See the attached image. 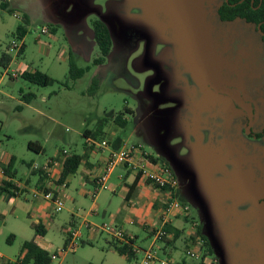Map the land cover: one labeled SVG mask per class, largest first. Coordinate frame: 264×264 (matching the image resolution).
<instances>
[{
  "label": "rangeland",
  "instance_id": "374dc122",
  "mask_svg": "<svg viewBox=\"0 0 264 264\" xmlns=\"http://www.w3.org/2000/svg\"><path fill=\"white\" fill-rule=\"evenodd\" d=\"M223 1L0 0V58L10 57L0 64V165L13 156L20 185L17 196L0 194V264L14 261L27 240L55 255L49 264H146L140 250L131 261L118 254L102 229L134 232L135 249L152 241L137 223L123 221L130 216L125 168L115 167L107 187H98L103 167L87 172L79 165L66 185L53 188L63 202L55 211L43 196L48 179L40 186L28 166L56 159L61 168L62 153L83 154L84 132L96 131L101 120L102 139L120 136L123 147L141 145L168 163L218 264H264V138L253 134L264 126L263 44L254 25L219 20ZM96 21L111 40L99 63ZM19 24L26 27L22 39ZM49 26L55 32L42 31ZM70 61L85 69L80 78L70 79ZM34 70L54 81L42 86L22 78ZM211 84L238 88L252 103L251 120ZM27 93L34 95L29 103L21 98ZM125 107L132 114L119 127L113 117ZM92 141L98 146L101 136ZM95 145L88 149L92 163L109 153ZM38 223L46 229L41 237ZM73 231L79 236L71 249L65 242ZM177 247L175 260L185 255L182 240Z\"/></svg>",
  "mask_w": 264,
  "mask_h": 264
},
{
  "label": "trees",
  "instance_id": "16d2710c",
  "mask_svg": "<svg viewBox=\"0 0 264 264\" xmlns=\"http://www.w3.org/2000/svg\"><path fill=\"white\" fill-rule=\"evenodd\" d=\"M7 5L6 2L1 3V6L5 7ZM217 16L220 21L222 22H230L235 19H240L245 23L252 24L256 27V30H258L260 40L263 44V51H264V0H224L223 3L218 7L217 9ZM94 27V36L95 40L100 48L102 56H100L98 59L95 60V63L102 62L103 56H105L111 45L110 40V32L108 27L100 22L96 21L93 24ZM48 30L50 32H55V27L49 26ZM26 33V27L22 24H19L17 26L16 35L18 38L22 39L23 36ZM19 52L23 51V45L19 47ZM10 61V57L3 53L0 58V64L2 66L8 65ZM85 72L84 68H80L75 65L72 61L69 63V76L71 80H75L77 78H80ZM22 78L38 85L46 86L50 85L54 79H52L49 75H47L45 72H42L40 70H34V71H23L21 73ZM63 84L67 85L66 82ZM34 97L33 93H27L21 96L22 100L26 103H29L31 99ZM126 114H132V110L128 107H125V109L118 114H116L113 117V120L116 124L119 125V127H124L127 123V118L125 117ZM105 121L101 120L99 121L98 128L96 131L92 132L89 130H86L84 132V137L86 138L85 143V152L83 154H77V153H66L63 152L62 159H61V171L59 174V178L54 181V184L56 186H59L60 184H64L66 178L75 173L77 168L79 167L80 163L85 160L88 156V149H91L93 147V143L89 144L87 143V139H96L98 136H101L104 134L103 127H104ZM256 137H263L264 138V126L256 133H253ZM110 145L113 149H119L122 146V139L120 136L115 137L111 142ZM39 152V150L37 151ZM161 162L168 165V163L161 158L160 156L157 157ZM13 159L12 157L9 162L6 165H0V170L3 175V179L0 183V194L1 193H7L12 196H17L19 194L18 187L14 184L13 179L15 178L16 171L13 169ZM28 166H31V163H28ZM39 179L38 182L40 183V186H42V182L46 179L45 173L41 171V169L37 170ZM130 175V172L126 170L124 173V178L126 176ZM138 180V176L136 175L132 182L128 185L129 188V194H132L133 190L136 187V181ZM47 189L44 188V191ZM127 200V197H125ZM180 200L184 201L182 198L179 197ZM186 220V219H185ZM166 229L171 232L172 236L171 238L162 239L161 241H164L162 243V254H167L169 256L172 255V251L177 250V242L182 240L185 244V241L187 239V236H185V233L182 228H178L172 224H168L166 226ZM197 234L200 235L203 245L207 249V252L209 254H213V249L210 245V242L208 239L202 235L200 226L197 228ZM45 226L42 223H38L35 226V233L37 237H41L45 234ZM150 233V232H149ZM151 235V233H150ZM149 235V237H151ZM181 238V239H180ZM69 237L67 238L66 242L68 241ZM65 242V243H66ZM135 244V237L133 239H127L126 241H119L112 238V245L115 249V251L123 255L127 261H131L136 257V251L134 249ZM169 246V249H166V247ZM184 262V258H182ZM51 261V256L47 252V250L40 245L35 240H27L23 242L20 254L14 261H8L3 262L2 264H49Z\"/></svg>",
  "mask_w": 264,
  "mask_h": 264
},
{
  "label": "built area",
  "instance_id": "2783aa9c",
  "mask_svg": "<svg viewBox=\"0 0 264 264\" xmlns=\"http://www.w3.org/2000/svg\"><path fill=\"white\" fill-rule=\"evenodd\" d=\"M14 15L16 17L19 16L16 13ZM42 31L48 32V28H43ZM87 141L95 145L92 139H87ZM110 142L111 141L108 139H103L98 146L95 145L98 148L109 149V153L103 163V172L96 178L98 187H107L106 182L110 173L115 167L122 166L125 167L133 177L137 175L139 181L145 182L161 190L165 194L162 205L156 211L157 220L155 222H144V225L151 233L150 238L152 241L149 247L147 249L136 247L137 249H135V245L133 246L135 251H142L143 262L146 264H151L153 262H157L158 264H218L213 254L207 252L200 235L197 234L199 224L194 217L190 216V207L188 203L180 200L177 195L179 181L171 168L167 164L161 162L157 158L159 156H153L147 153L141 145L134 144L129 147L122 146L119 149H113ZM51 164H53V166H50ZM57 165L56 159H50L42 166L31 164V167L34 171L41 169V171L45 173L48 181H46V186L44 187L47 190L44 191V188H42L43 196L52 201L55 211H60L63 207V202L58 196L56 189L53 190L56 186L54 181L59 178L60 174L56 172H58V170L61 171V168L57 167ZM55 175L57 176L54 177ZM120 177H122V175H120ZM50 182H52V184ZM174 219H180L184 221V223L189 224V228L186 231L184 230L185 236H187L184 244V262L182 258L175 260L167 254H163V257L160 255V253L162 254V243L164 242L161 240L171 238L172 236L171 232L166 229V226L172 224ZM178 228L183 229V226ZM102 229L110 234L113 239L119 241H126L127 239L134 238V236L127 234L122 228L117 226L103 224ZM78 236L79 234L73 231L66 242L69 243L71 249H73L75 245L73 239ZM166 249H169V246H167ZM51 258H55V255H52Z\"/></svg>",
  "mask_w": 264,
  "mask_h": 264
},
{
  "label": "crops",
  "instance_id": "0c3cea01",
  "mask_svg": "<svg viewBox=\"0 0 264 264\" xmlns=\"http://www.w3.org/2000/svg\"><path fill=\"white\" fill-rule=\"evenodd\" d=\"M107 150L109 152V149H107ZM12 157L13 156L9 157V159L7 160V163L9 162V160ZM104 160L105 159L103 157L100 162L92 163L88 160V156H87V158L85 160H83L80 163V165L83 164V166H84L83 168L87 172L88 171L93 172L95 170L102 169ZM54 167H52V168H54ZM123 168H125V167H123ZM126 170L127 169L125 168V172H126ZM0 172H1V170H0ZM90 172H89V174H90ZM1 175H2V173H1ZM128 177H131L130 182H126ZM94 178L95 177H93V180H94ZM133 178L134 177L132 175H128L124 179L125 180L124 182L127 184L126 188L124 189V196L127 197V201L129 204L128 214L130 213V216L124 218L123 221H125L128 224L137 223L139 226H141V228H143L146 231L147 237L150 238L149 237V235H150L149 230L144 225V222H151V221L155 222L157 220V216H156L157 212L156 211L162 205V201L165 198V194L161 190H158L155 187H153L149 184H146L145 182L139 181V180L136 181V187L133 190L132 194H129L128 185L132 182ZM2 179L3 178H1V180ZM85 180H89L88 174L85 176ZM28 181H29V179H28ZM28 181L26 180V183ZM13 182L18 187V189H20L19 183H16L14 179H13ZM65 185H66V180H65ZM177 195H178V197H180V195L178 194V191H177ZM180 198H182V197H180ZM183 200L186 201L185 199H183ZM176 220L181 223L180 219H174L172 222V225L178 226V224L175 223ZM123 223L124 222H120V226H122ZM200 230H202L201 226H200ZM126 233L134 236L135 241H136L137 236L134 232H132V231L127 232L126 231Z\"/></svg>",
  "mask_w": 264,
  "mask_h": 264
},
{
  "label": "water",
  "instance_id": "95a60500",
  "mask_svg": "<svg viewBox=\"0 0 264 264\" xmlns=\"http://www.w3.org/2000/svg\"><path fill=\"white\" fill-rule=\"evenodd\" d=\"M210 87H211V89H213L217 93L227 95L233 101V103H236L242 110L245 111V113L248 117V120L249 121L251 120V118H252V104L243 99V96H242V94L238 88L228 86V85L216 86L213 84H211Z\"/></svg>",
  "mask_w": 264,
  "mask_h": 264
},
{
  "label": "flooded vegetation",
  "instance_id": "af4514ba",
  "mask_svg": "<svg viewBox=\"0 0 264 264\" xmlns=\"http://www.w3.org/2000/svg\"><path fill=\"white\" fill-rule=\"evenodd\" d=\"M229 98V97H228ZM230 101L233 103V101L230 99ZM246 101V100H245ZM236 106H238L236 103H234ZM252 104V103H251ZM239 107V106H238ZM240 108V107H239ZM252 109H253V107H252ZM243 112H245L244 110H243ZM247 120H248V117H247Z\"/></svg>",
  "mask_w": 264,
  "mask_h": 264
}]
</instances>
